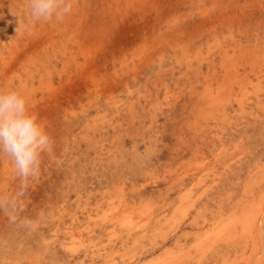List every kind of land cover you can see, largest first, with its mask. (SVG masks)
I'll list each match as a JSON object with an SVG mask.
<instances>
[{"label": "rangeland", "instance_id": "rangeland-1", "mask_svg": "<svg viewBox=\"0 0 264 264\" xmlns=\"http://www.w3.org/2000/svg\"><path fill=\"white\" fill-rule=\"evenodd\" d=\"M0 89L52 141L0 264H264V0H0Z\"/></svg>", "mask_w": 264, "mask_h": 264}, {"label": "clouds", "instance_id": "clouds-1", "mask_svg": "<svg viewBox=\"0 0 264 264\" xmlns=\"http://www.w3.org/2000/svg\"><path fill=\"white\" fill-rule=\"evenodd\" d=\"M31 23L61 22L73 10V0H27ZM51 137L30 112L25 97L16 90L0 89V157H6L20 178L19 190L0 194V214L10 224L28 229L33 220L21 216L29 182L40 175L41 154L50 150Z\"/></svg>", "mask_w": 264, "mask_h": 264}]
</instances>
